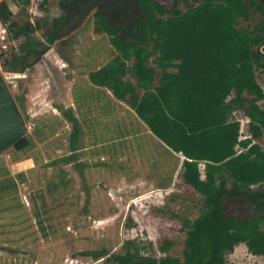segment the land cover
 <instances>
[{"label": "trees", "instance_id": "1", "mask_svg": "<svg viewBox=\"0 0 264 264\" xmlns=\"http://www.w3.org/2000/svg\"><path fill=\"white\" fill-rule=\"evenodd\" d=\"M9 1L22 10L31 3ZM258 2L250 0L262 20L246 29L237 27L238 19L250 20L244 0H193L185 10L177 2L168 8L157 0H60L62 15L45 24V40L38 42L33 37L41 29L38 21L15 22L8 2L0 1V22L11 40H24L2 64L13 74H24L93 12V31L107 35L114 56L90 72L88 81L125 102L155 138L184 157L181 180L201 196L197 218L183 220L181 259L144 257L130 243L133 253L106 257L101 249L81 256L106 257L112 264H227V256L244 244L251 255L264 259V149L252 142L264 138V109L259 106L264 101V0ZM47 4L40 1L42 7ZM11 95L23 110L18 96ZM237 111L249 121V139L242 138ZM69 119L70 155L54 163L78 168L80 131L76 120ZM29 146L25 135L12 145L18 152ZM6 181L0 180V190ZM255 186L259 188L253 190ZM240 199L258 213L247 219L229 213L227 200ZM172 245L165 240L158 251L166 253Z\"/></svg>", "mask_w": 264, "mask_h": 264}, {"label": "rangeland", "instance_id": "2", "mask_svg": "<svg viewBox=\"0 0 264 264\" xmlns=\"http://www.w3.org/2000/svg\"><path fill=\"white\" fill-rule=\"evenodd\" d=\"M6 1L15 22L38 21L41 29L33 34L38 42L45 40L48 31L45 24L62 15L60 0H48L44 7L40 5L41 0H30L26 10ZM157 1L168 8L177 2L179 10L193 3V0ZM244 2L249 5L250 20L238 19L237 27L251 29L261 22L262 15L250 0ZM93 28L92 12L71 34L49 46V59L82 58L89 65L86 68L93 70L100 56L93 59L89 56L95 54V49L103 50L110 45L107 35H97ZM23 41H12L6 25L0 22V74L11 94L16 95L28 92V82L34 76L48 74L45 69L40 72L29 69L26 77L6 72L8 68L2 64L18 53ZM261 51L264 52V45ZM41 61L47 63L44 56ZM258 83L263 86L260 78ZM259 106L264 109V101ZM21 115L25 116V120L22 117L26 124L24 135L30 142L29 148L18 152L9 147L0 153V180H7L6 188L0 190V264H112L106 261L109 255L134 252L133 246L127 243L141 248L140 254L144 257L182 258L183 220L197 218L201 196L184 185L180 177L168 187L155 189L149 179H135L134 173L126 170L122 157L121 161L119 158L103 160L93 173L63 161L54 163L70 155L67 143L71 130L27 127L31 125V118L25 111ZM234 117L241 124L242 138L249 139V121L245 114L237 111ZM252 142L264 149V138ZM141 174L150 175L149 172ZM260 189L264 191V187ZM227 206L228 212L239 219L258 213L243 199L227 200ZM165 240L173 245L168 252L160 253L158 246ZM101 249L107 251V256L99 260L80 255ZM226 259L227 264H264V259L251 255L244 244L236 246Z\"/></svg>", "mask_w": 264, "mask_h": 264}, {"label": "crops", "instance_id": "3", "mask_svg": "<svg viewBox=\"0 0 264 264\" xmlns=\"http://www.w3.org/2000/svg\"><path fill=\"white\" fill-rule=\"evenodd\" d=\"M73 47L78 52V47ZM50 53L48 50L44 55L47 63L41 59L30 68L34 72L45 69L48 74L34 76L28 82V92L17 94L24 107L20 113L25 111L31 118V125L27 127H66L71 130L69 118L75 119L80 131L75 163L82 164L77 169L93 173L103 160L119 158L121 161L122 157L126 170L134 173L135 179H149L155 189L168 187L171 181L180 177L184 157L173 153L155 138L125 102L117 100L108 89L93 86L88 81L90 72L113 58L110 45L103 50L95 49V54L89 56V59L100 56L93 70L86 68L89 65L82 58L57 61L54 57L49 59ZM28 72H24L25 77ZM127 80L132 84L136 82L131 77ZM68 151L70 153V149ZM145 172L150 175L141 174Z\"/></svg>", "mask_w": 264, "mask_h": 264}, {"label": "water", "instance_id": "4", "mask_svg": "<svg viewBox=\"0 0 264 264\" xmlns=\"http://www.w3.org/2000/svg\"><path fill=\"white\" fill-rule=\"evenodd\" d=\"M26 124L0 74V153L19 141Z\"/></svg>", "mask_w": 264, "mask_h": 264}, {"label": "built area", "instance_id": "5", "mask_svg": "<svg viewBox=\"0 0 264 264\" xmlns=\"http://www.w3.org/2000/svg\"><path fill=\"white\" fill-rule=\"evenodd\" d=\"M2 48V47H1Z\"/></svg>", "mask_w": 264, "mask_h": 264}, {"label": "flooded vegetation", "instance_id": "6", "mask_svg": "<svg viewBox=\"0 0 264 264\" xmlns=\"http://www.w3.org/2000/svg\"><path fill=\"white\" fill-rule=\"evenodd\" d=\"M261 1V0H260Z\"/></svg>", "mask_w": 264, "mask_h": 264}]
</instances>
